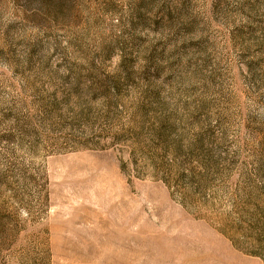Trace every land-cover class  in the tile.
<instances>
[{
  "label": "rangeland",
  "instance_id": "rangeland-1",
  "mask_svg": "<svg viewBox=\"0 0 264 264\" xmlns=\"http://www.w3.org/2000/svg\"><path fill=\"white\" fill-rule=\"evenodd\" d=\"M0 264H264V0H0Z\"/></svg>",
  "mask_w": 264,
  "mask_h": 264
}]
</instances>
